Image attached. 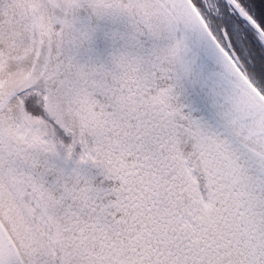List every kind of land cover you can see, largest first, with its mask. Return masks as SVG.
<instances>
[{
  "label": "snow or ice",
  "instance_id": "6c2138e0",
  "mask_svg": "<svg viewBox=\"0 0 264 264\" xmlns=\"http://www.w3.org/2000/svg\"><path fill=\"white\" fill-rule=\"evenodd\" d=\"M88 4L97 15L127 16L133 44L147 35L153 47L121 52L110 65L57 59L49 71L63 77L76 105L75 131L43 109L32 115L50 126L47 133L0 123V216L16 212L30 221L22 232L0 221V264H264V88L243 69L227 21L219 34L213 29L216 0ZM227 4L264 39V8L257 7L264 0ZM68 26L73 42L87 38ZM181 26L215 48L231 78V123L256 157L255 174L174 103L175 81L187 71ZM82 166L118 183L96 186Z\"/></svg>",
  "mask_w": 264,
  "mask_h": 264
},
{
  "label": "water",
  "instance_id": "95a60500",
  "mask_svg": "<svg viewBox=\"0 0 264 264\" xmlns=\"http://www.w3.org/2000/svg\"><path fill=\"white\" fill-rule=\"evenodd\" d=\"M15 10L16 22L21 25L23 37L28 40L33 57L31 69L23 78L13 82H0V99L3 102L17 97L21 104L25 98L38 99L40 108L57 120L68 131H75L78 127V112L70 95L66 92L61 81L55 80L53 89L44 84L50 74L51 38L48 24L43 13L24 0H3ZM49 12L50 19L64 35V57L72 55L79 64H111L114 55L129 52L133 42L130 37L129 18L116 11H108L97 15L89 6L88 0H81L79 7L69 9L62 0H42ZM227 6V0H222ZM238 16V15H237ZM239 17V16H238ZM257 36L264 48V39L245 21L239 17ZM74 29L88 33L87 38H77ZM188 35V51L183 56L187 71L180 72L179 80L188 94L197 104L203 114L213 125L245 156L256 160V157L246 147L241 136L237 135L236 128L231 123L230 112L232 105L226 96L231 94L232 86L223 63L211 44L195 33L181 31L176 35ZM11 37V36H10ZM63 38V39H64ZM67 143L70 137L63 136ZM250 144V142H247ZM79 151V147H77ZM257 161V160H256ZM92 167L82 166V170ZM93 171L99 172L97 168ZM94 182V177H92ZM0 221H3L0 216ZM6 225V224H5ZM25 264H27L25 262Z\"/></svg>",
  "mask_w": 264,
  "mask_h": 264
},
{
  "label": "bare ground",
  "instance_id": "6f19581e",
  "mask_svg": "<svg viewBox=\"0 0 264 264\" xmlns=\"http://www.w3.org/2000/svg\"><path fill=\"white\" fill-rule=\"evenodd\" d=\"M28 4L37 7L42 13L48 24L50 38H51V67L60 60L66 59L64 57V47L65 42L64 35L62 31L53 24L50 19L49 12L45 3L42 0H24ZM15 10L7 5L3 0H0V82H13L23 78L27 75L31 69V64L33 62V57L30 51V46L28 40H26L22 35L21 25L16 22ZM129 30L133 34L132 22H129ZM11 36V37H10ZM64 38V39H63ZM153 41L147 36H138L136 38V43L133 44L132 49L129 52L137 53L143 50H148L153 47ZM51 74V73H50ZM62 77H53L49 75L46 83L44 84L48 87L54 85L55 80L61 81ZM176 83V98L174 103L178 106H182L183 113L188 116L191 120L196 121L203 132L214 137L219 141H224L228 143L239 158L238 162L246 168L251 174L257 172V161L252 160L242 154L230 141L226 138L214 125L213 123L203 114L197 104L193 101L191 96L186 91L185 87L178 79ZM0 123L8 129H14L16 126H23L22 123V104L21 100L17 97H13L6 102L0 99ZM57 165L62 167L58 162ZM67 170V169H66ZM88 170V169H87ZM84 169L83 173L89 178L94 177L93 184L101 188H111L114 181L106 180L104 176L99 172H92ZM48 181L51 183L53 180L52 176H49ZM6 226L11 228L13 231H23L27 225L30 223L27 217H21L16 212L8 213L2 216ZM27 263V259H25Z\"/></svg>",
  "mask_w": 264,
  "mask_h": 264
},
{
  "label": "trees",
  "instance_id": "16d2710c",
  "mask_svg": "<svg viewBox=\"0 0 264 264\" xmlns=\"http://www.w3.org/2000/svg\"><path fill=\"white\" fill-rule=\"evenodd\" d=\"M218 5L219 13L213 21V29H217L221 25V21H227L228 30L231 33V42L241 63L251 76L250 79L260 88H264V48L259 42L256 34L246 26L244 29L240 27L239 20L230 12V8L226 4ZM257 7L264 8V5L258 4ZM233 14V15H232ZM264 22V18H262ZM264 27V25H262ZM25 105L31 113L39 112L40 103L38 99L25 98ZM63 138V137H62Z\"/></svg>",
  "mask_w": 264,
  "mask_h": 264
},
{
  "label": "rangeland",
  "instance_id": "374dc122",
  "mask_svg": "<svg viewBox=\"0 0 264 264\" xmlns=\"http://www.w3.org/2000/svg\"><path fill=\"white\" fill-rule=\"evenodd\" d=\"M244 70L248 73V71L245 69L244 67ZM249 75V74H248ZM249 77H251L249 75ZM23 126H28L32 129H34L35 131H38V132H41L42 134L45 133V131L47 130L46 126L47 124L43 121V120H32L30 119L26 113H25V110L23 109L22 107V123H21ZM61 166H63V168L67 169V170H71V168H73L75 165H73L71 162H69L67 165L63 164L61 161H57ZM92 172L94 173L93 171V168L91 169ZM83 171V170H82ZM84 172V171H83ZM98 172V171H97ZM87 173H89V169L87 170ZM99 173H101L99 171ZM85 174V173H84ZM92 179V177H91ZM50 183V182H49ZM118 183V182H117ZM107 189V188H105Z\"/></svg>",
  "mask_w": 264,
  "mask_h": 264
},
{
  "label": "flooded vegetation",
  "instance_id": "af4514ba",
  "mask_svg": "<svg viewBox=\"0 0 264 264\" xmlns=\"http://www.w3.org/2000/svg\"><path fill=\"white\" fill-rule=\"evenodd\" d=\"M216 3L218 4V5H220V6H223L222 4H225L222 0H216ZM229 7V6H228ZM230 8V7H229ZM233 15V14H232ZM235 16H236V18H238V20L240 21L239 22V24H240V27L241 28H245L247 25L242 21V20H240V18L236 15V14H234ZM215 16H217V15H214L213 17H212V19L213 18H215ZM219 29H220V27L217 29V33L219 34Z\"/></svg>",
  "mask_w": 264,
  "mask_h": 264
}]
</instances>
